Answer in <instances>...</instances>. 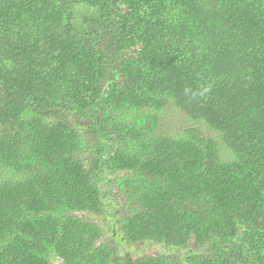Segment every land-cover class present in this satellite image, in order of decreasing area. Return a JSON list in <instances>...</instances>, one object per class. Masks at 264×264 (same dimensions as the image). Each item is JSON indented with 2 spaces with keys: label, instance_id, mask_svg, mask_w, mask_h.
<instances>
[{
  "label": "trees",
  "instance_id": "obj_1",
  "mask_svg": "<svg viewBox=\"0 0 264 264\" xmlns=\"http://www.w3.org/2000/svg\"><path fill=\"white\" fill-rule=\"evenodd\" d=\"M54 257L264 264V0H0V264Z\"/></svg>",
  "mask_w": 264,
  "mask_h": 264
},
{
  "label": "rangeland",
  "instance_id": "obj_2",
  "mask_svg": "<svg viewBox=\"0 0 264 264\" xmlns=\"http://www.w3.org/2000/svg\"><path fill=\"white\" fill-rule=\"evenodd\" d=\"M191 125L193 123L187 116L173 108L167 109L162 116V131L165 134H178ZM104 202L105 207L102 214L93 216V220L103 228L104 237L101 242L115 244L120 255L130 254L133 258H136L146 255L164 254L168 257L178 258L188 251V249L176 250L161 244L149 242L137 244L126 243L117 226L119 209L121 204L124 203V199L120 195L112 192L108 196L105 195ZM52 264H63V262L54 257Z\"/></svg>",
  "mask_w": 264,
  "mask_h": 264
}]
</instances>
